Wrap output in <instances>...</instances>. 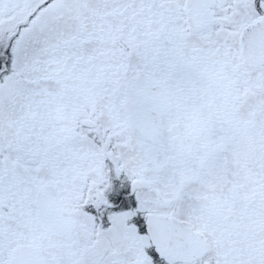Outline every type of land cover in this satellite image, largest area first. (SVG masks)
I'll return each mask as SVG.
<instances>
[{
	"label": "snow or ice",
	"instance_id": "obj_1",
	"mask_svg": "<svg viewBox=\"0 0 264 264\" xmlns=\"http://www.w3.org/2000/svg\"><path fill=\"white\" fill-rule=\"evenodd\" d=\"M0 264H264V0H0Z\"/></svg>",
	"mask_w": 264,
	"mask_h": 264
}]
</instances>
